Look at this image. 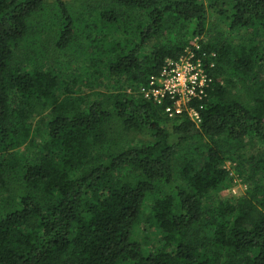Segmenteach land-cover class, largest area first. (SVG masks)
<instances>
[{"label":"trees","instance_id":"1","mask_svg":"<svg viewBox=\"0 0 264 264\" xmlns=\"http://www.w3.org/2000/svg\"><path fill=\"white\" fill-rule=\"evenodd\" d=\"M77 1L81 10L0 0V264H264V43L229 38L264 32V0ZM208 14L224 31L210 24L203 42L216 56L203 57L212 83L195 124L137 90L207 29ZM79 25L92 35L67 62L103 69L131 93L71 98L78 76L57 72L33 41L40 28L55 50L73 48ZM249 72L262 79L245 102L215 82ZM120 132L139 143L123 146ZM248 141L259 147L235 169L252 191L223 201L224 159Z\"/></svg>","mask_w":264,"mask_h":264},{"label":"rangeland","instance_id":"2","mask_svg":"<svg viewBox=\"0 0 264 264\" xmlns=\"http://www.w3.org/2000/svg\"><path fill=\"white\" fill-rule=\"evenodd\" d=\"M61 1L67 4L71 9L81 10V4H80L81 2L77 0H61ZM47 2L49 3V5H52V3H55V0H47ZM207 23H208L207 29L205 28L201 35H193V36L187 35L186 37L185 36L184 37L189 38L190 43H192L193 40L195 39L198 40L202 45V47L205 48V46H203V42H209L213 37V32L216 33L215 31L211 30L210 27H208L210 26V24L217 23L219 24L218 29L220 31H224L223 30L224 24L222 22L220 23L217 20V18L212 14H208ZM77 31H78V38H76L77 40L74 41L73 45H76L75 42H77L78 44L75 47L73 48L70 47L69 49H66L64 51L55 50L53 47V43L50 41V34L46 33L47 31L44 32L41 31L40 28H39V36L36 37L33 41L36 47H39L42 50H46L48 52L46 56H48L49 64L51 66H55L57 68L61 66V70L58 69L57 72L58 71L61 72L62 75L65 76V78H68L69 75H74V74L78 76L77 82L79 84H70L71 87L74 86L73 88L76 89L75 92H72L71 98H73V100L74 99L76 100V98H81L84 95H88V99H93L95 94H97V96L99 95L104 96L107 95L109 92H113L114 90H120V89L121 90L125 89L126 92L131 93L132 89L128 85V82H125L119 78L115 79V77L107 76L106 72H104L103 69H100L98 70V72H95L94 74L91 75V73L88 72V70L93 69L90 65L87 66V64L85 63V66H81L82 67L81 68L79 67L78 62L75 61H72L70 63L67 62L69 56L70 55L72 56V52L76 47L86 46L87 43L86 36L88 37V35H92V32L90 33L88 29H84L83 25H79ZM229 38L232 44L237 45L236 47L247 46L248 48V47L258 46L260 48L264 43V32L262 33L261 31L255 28H248V29L241 28L236 31H231ZM190 43H188L183 48V50L186 47H188ZM181 52L179 54H181ZM41 53L44 52L41 51ZM167 58H172V57H167ZM250 74H251L250 79L248 80L243 79L241 76L232 77L229 74L225 76L224 74L218 75L216 76V78L214 76L213 77L215 78V82L219 83L220 85L226 84L225 89L229 97H235L245 102L249 98H252L251 95H254L255 98L258 96L257 93L249 89V87L253 86V84H257L256 82L262 79L258 74L257 76H259V78L256 77L255 73H250ZM78 88L80 90H78ZM62 97L63 95H61L58 99L63 100L64 98L61 99ZM86 102L88 101L86 100ZM248 102H250L251 105L253 104L252 101H248ZM47 112L48 109H45V113H43L45 114L44 118L47 117ZM38 119H40L39 116L35 118L36 121ZM112 126H113L112 133L114 131H120V127L118 126V123L115 120H113ZM121 135H122L121 137L122 139L119 142L123 146H126L127 144L139 143L138 139L140 138L139 137L140 135L126 136V134L124 135L123 133L120 132V136ZM123 139H125V142L123 141ZM248 142L251 144L246 143L245 146L238 145L239 148H237L238 146H230V148H235V149L237 148V149L235 151H232L230 149L228 151L227 158L224 159V166L228 170L229 172L228 176L231 180L228 181L226 186L220 189L218 192L220 199H222L223 201L233 199L232 197H237L239 195H247L249 191H252L251 186L248 184V182L245 181L235 169L237 162L239 163V169L241 167H244V165H242L243 158L245 157V161H246V158L249 155H251L255 149L259 147V144H257L256 141L254 142L248 141ZM26 151H27L26 149L24 150L21 148L17 151V154L21 152L28 154ZM230 154L232 155L230 156Z\"/></svg>","mask_w":264,"mask_h":264},{"label":"built area","instance_id":"3","mask_svg":"<svg viewBox=\"0 0 264 264\" xmlns=\"http://www.w3.org/2000/svg\"><path fill=\"white\" fill-rule=\"evenodd\" d=\"M206 55L208 58L216 56L215 52L200 46L198 40H193L175 58L164 59L137 92L145 100L161 107L168 117L184 115L197 124L200 121L199 109L212 83V77L206 69L212 67L213 62L204 61Z\"/></svg>","mask_w":264,"mask_h":264}]
</instances>
